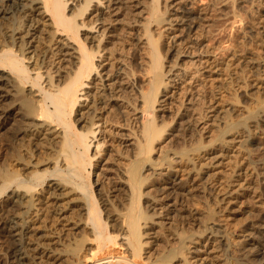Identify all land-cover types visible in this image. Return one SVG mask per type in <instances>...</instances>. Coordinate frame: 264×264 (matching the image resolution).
<instances>
[{
  "label": "bare ground",
  "instance_id": "bare-ground-1",
  "mask_svg": "<svg viewBox=\"0 0 264 264\" xmlns=\"http://www.w3.org/2000/svg\"><path fill=\"white\" fill-rule=\"evenodd\" d=\"M129 2L0 0V24L9 21L7 16L12 12L25 20L20 22L19 30L13 27L12 32L6 28L0 31L3 35L0 38V233L12 238L16 245L14 257H18L19 262L24 259L19 244L35 232L28 221L36 218L41 207H51V214L73 221L71 228L83 233L70 248L69 259L74 257L76 261L72 260V264H192L190 261L193 264H222L216 244H223L224 237L214 231L205 233V244L201 247L191 239L171 233L168 238L173 247L164 253L159 250L163 239L159 232L161 222L166 221L168 214L180 209L169 197L182 187L180 182L172 179L169 166L160 170L158 164H154V168L145 170L148 175L141 174L145 158L161 137L160 130L154 125L153 114L156 109L162 112L164 102L170 97L169 87L163 80L165 74L158 71V38L153 39L148 29L144 30L142 40L150 49L147 59L149 89L137 91L136 135L132 136L127 130L120 133L123 142L119 144L127 150L120 155L126 153L127 160L115 163L110 159L114 150L110 143L107 144L113 140L107 134L110 122L107 116L113 112L122 113L116 82L123 69L120 66L110 78L103 65L95 63L96 57L101 58L97 44L108 29L104 22ZM149 3L152 16L157 13V0H149ZM9 9L13 11L7 12ZM86 12L88 21L81 20ZM179 14L180 17L174 14L164 20H160L162 14L159 15V38L162 32L174 26L191 28L188 23L192 20L191 9L184 8ZM43 37L48 45H44L42 55L46 53V56L40 63L36 52ZM201 61H195L196 68ZM198 70L192 73L190 80L196 78ZM259 83L264 85V78ZM158 95L160 98L157 99ZM259 118H264V110L259 112ZM104 146L107 147L104 157L98 163L102 167H115L117 191L123 198L120 212H107L108 202L104 197L100 198L101 206L107 212L106 219L102 218L100 203L92 192L93 187H99L98 177L94 184L90 182L92 161ZM22 151L28 154L27 161ZM8 152L15 153L16 165L12 168L7 163ZM216 157L214 166L221 160ZM16 166L21 168L18 170ZM142 196L151 211L150 216L139 206ZM20 210L23 212L19 213ZM29 212V220L20 217ZM74 212H78V220H73ZM255 234L263 235L264 228L252 223L242 237L243 245L250 257L262 259L261 244ZM53 240L55 243L59 238ZM41 245L44 244L34 245L33 250H39L38 256L45 254ZM118 249L122 251L118 253Z\"/></svg>",
  "mask_w": 264,
  "mask_h": 264
},
{
  "label": "rangeland",
  "instance_id": "rangeland-1",
  "mask_svg": "<svg viewBox=\"0 0 264 264\" xmlns=\"http://www.w3.org/2000/svg\"><path fill=\"white\" fill-rule=\"evenodd\" d=\"M149 4V0H130L116 10L104 22L108 29L97 44L101 58L96 57L95 63H101L110 78L120 66L123 69L118 85L116 82L123 114L113 112L107 116L110 120L107 134L113 139L107 144L114 150L110 159L115 163L127 160L126 153L120 155L127 152L119 144L123 142L120 133L127 130L136 135L137 91L149 89L150 49L142 40L144 30L148 29L153 39L158 38V71L165 74L163 80L169 87L170 97L164 102V110L157 112L156 109L153 114L161 137L145 158L141 174L148 175L145 170L154 168V164L160 170L169 166L172 179L182 187L169 197L180 209L161 222L159 232L165 241L162 239L159 250L164 253L173 247L168 238L171 233L191 239L201 247L205 244V233L214 231L224 237L223 244H216L222 264H264V234H255L261 244L262 259L249 256L242 238L252 223L264 228V118H259V112L264 110V85L259 83L264 78V0H157V13L152 16ZM184 8L191 9L192 20L188 22L191 28L174 26L159 38V15L162 14L160 20L174 14L180 17ZM87 12L81 20L88 21ZM10 14L9 21L0 24V31L21 29L19 26L25 20L18 14ZM40 41L36 58L42 63L46 56V53L42 55L44 45L48 43L44 37ZM198 59L202 63L196 68ZM196 69L199 73L190 80ZM106 148H101L91 164L94 167L90 182L94 184L98 177L99 186L93 187L92 192L100 206L101 197L107 200V212H120L123 198L117 191L115 167H102L98 163ZM1 149L0 134V155ZM24 153L27 161L28 154ZM14 154L6 155L9 168L16 165ZM216 156L221 160L214 166ZM139 206L145 215H151L143 196ZM106 209L101 206L103 219H106ZM52 210L41 207L36 218L28 221L35 232L19 244L24 256L21 262L14 257L16 245L12 238L0 233V264H70L75 260L69 259L70 248L83 233L71 228L73 221L51 214ZM74 213L73 220H78V212ZM20 217L29 220L31 215L29 212ZM55 237L59 240L53 243ZM31 244H44L40 247L45 254L39 257V250H33L35 246Z\"/></svg>",
  "mask_w": 264,
  "mask_h": 264
}]
</instances>
